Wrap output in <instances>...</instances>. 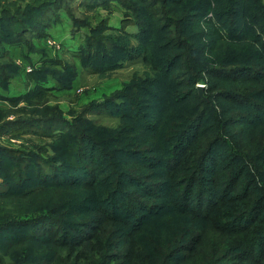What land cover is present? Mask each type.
Listing matches in <instances>:
<instances>
[{"label":"trees","instance_id":"1","mask_svg":"<svg viewBox=\"0 0 264 264\" xmlns=\"http://www.w3.org/2000/svg\"><path fill=\"white\" fill-rule=\"evenodd\" d=\"M113 2L134 31L68 0H0V90L24 83L0 92V138L51 146L0 143V264H264V0L80 1ZM62 15L86 28L87 73L146 67L70 119L47 102L77 64L46 55L23 75L6 47L31 62Z\"/></svg>","mask_w":264,"mask_h":264},{"label":"rangeland","instance_id":"2","mask_svg":"<svg viewBox=\"0 0 264 264\" xmlns=\"http://www.w3.org/2000/svg\"><path fill=\"white\" fill-rule=\"evenodd\" d=\"M80 1L82 0H68V2H71L69 5L72 7L74 15L80 18L83 17V14L88 15L91 25L94 26L100 20L106 19L107 25L114 29L123 28L130 32L135 30L132 22L124 20L125 17L117 8L118 4L116 2H113L112 5L108 7L98 6L96 9H89L87 5H82ZM61 20L62 21H59L56 25H50L47 30L48 35H45L42 39L32 40L39 49H44L45 54H43L42 51L31 53V62L23 61L24 57L22 56V52H28L26 45L7 44L6 47L12 60L20 67L23 75L39 67L46 55L49 57L60 56L59 58L63 60L69 59L77 64V74L72 78L70 86L63 90H51L47 102L49 105L56 104L63 111L64 116L70 119L77 114V112L81 111L80 108L91 99H101L104 95L120 88L125 81L130 79L133 73H142L146 67L142 61H133L127 62L123 67L107 75L102 76L99 74L87 73L80 67L76 58L73 56V53L79 49L80 45L83 43L84 38L82 39L81 33H85L84 31H86V28L82 27L77 29V27L71 25L69 20L63 15L61 16ZM198 86H200V93L202 94L205 84H198ZM22 90H24L23 76L19 74L11 79L8 90H0V92L7 95H17L20 94ZM24 103V101L20 102V104ZM9 107L10 103L8 100L0 99V108L4 109ZM90 117L99 123L109 126L115 124L117 121L107 114H91ZM9 118H12V116ZM7 136L8 135H4L1 137L0 143L13 147L23 145L25 148H31L38 152L39 149L43 148L44 152H40L43 157H47V155L51 153V146L48 144L50 140H40L31 134H26L23 138L17 139H8Z\"/></svg>","mask_w":264,"mask_h":264},{"label":"water","instance_id":"3","mask_svg":"<svg viewBox=\"0 0 264 264\" xmlns=\"http://www.w3.org/2000/svg\"><path fill=\"white\" fill-rule=\"evenodd\" d=\"M199 87V91H200V86H198Z\"/></svg>","mask_w":264,"mask_h":264}]
</instances>
